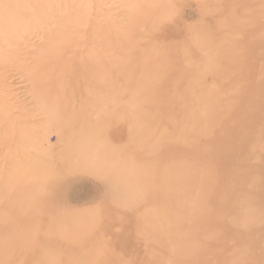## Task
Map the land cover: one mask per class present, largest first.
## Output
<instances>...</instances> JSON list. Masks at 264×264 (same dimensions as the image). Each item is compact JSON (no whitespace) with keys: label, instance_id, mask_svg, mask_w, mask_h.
I'll return each mask as SVG.
<instances>
[{"label":"rangeland","instance_id":"374dc122","mask_svg":"<svg viewBox=\"0 0 264 264\" xmlns=\"http://www.w3.org/2000/svg\"><path fill=\"white\" fill-rule=\"evenodd\" d=\"M0 264H264V0H0Z\"/></svg>","mask_w":264,"mask_h":264},{"label":"bare ground","instance_id":"6f19581e","mask_svg":"<svg viewBox=\"0 0 264 264\" xmlns=\"http://www.w3.org/2000/svg\"><path fill=\"white\" fill-rule=\"evenodd\" d=\"M120 2V1H119ZM53 7V6H52ZM49 8V7H48ZM54 8V7H53ZM70 8V7H69ZM71 9V8H70ZM38 12H40V11H38ZM70 14V13H69ZM73 13H71V15H72ZM61 20V19H60ZM48 21V20H47ZM56 25V24H55ZM44 28V27H43ZM37 39H39V38H37ZM40 108V107H39Z\"/></svg>","mask_w":264,"mask_h":264}]
</instances>
